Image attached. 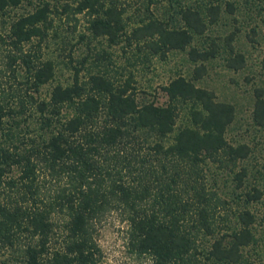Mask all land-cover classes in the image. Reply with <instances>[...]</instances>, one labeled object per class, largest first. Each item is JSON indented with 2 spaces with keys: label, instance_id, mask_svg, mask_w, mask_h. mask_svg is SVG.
<instances>
[{
  "label": "trees",
  "instance_id": "obj_1",
  "mask_svg": "<svg viewBox=\"0 0 264 264\" xmlns=\"http://www.w3.org/2000/svg\"><path fill=\"white\" fill-rule=\"evenodd\" d=\"M139 1L135 16L126 13L128 0H74L61 10L85 13L90 37L109 44L123 38L160 57L186 49L196 64L189 76L160 85L163 103L138 99L130 72L81 76L74 65L70 80L41 95L55 74L42 45L57 10L41 1L10 13L21 0H0V249L17 252L13 264H101L93 226L111 210L124 216L129 240L152 264H262L244 253L256 240L253 212L233 209L205 172L209 161L228 168L239 186L245 168L234 167L250 150L225 136L233 104L194 82L217 44L192 41L220 7L185 4L171 22L149 10L152 0ZM232 35L224 62L237 69L244 55ZM252 120L264 126L263 87L254 89ZM243 194L248 201L260 191Z\"/></svg>",
  "mask_w": 264,
  "mask_h": 264
},
{
  "label": "rangeland",
  "instance_id": "obj_2",
  "mask_svg": "<svg viewBox=\"0 0 264 264\" xmlns=\"http://www.w3.org/2000/svg\"><path fill=\"white\" fill-rule=\"evenodd\" d=\"M41 1H48L53 11L57 10L53 12L52 26L42 45L43 55L55 61V74L41 87V95H47L55 82L70 80L74 65L80 67L81 76L98 68L117 79H123L130 72L138 99L163 103L166 95L160 85L179 73L189 76L196 64L188 59L186 49H171L160 57L137 49V44H126L123 38L109 44L105 37H90L85 13L61 10L63 3L74 5V0H21L10 13L25 12ZM128 1L127 15L135 16L143 11L139 0ZM209 2L218 3L220 7L217 19L208 24L201 35L195 36L192 44L207 47L214 39L217 51L204 61L206 72L194 82L212 89L217 99L233 104L234 117L225 136L232 143L246 142L250 150L234 167V170L245 168L239 186H236L233 171L217 168L210 161L206 178L233 209L247 206L253 212L252 229L256 240L245 247L244 253L264 264V126H258L252 120L254 89L264 88V0H152L148 7L155 15L172 22L177 21L180 6L203 7ZM230 31H233L231 46L244 55L243 65L237 69L228 68L224 62L228 54L225 36ZM253 188L260 191V196L246 201L243 193ZM127 230L124 216L116 210L106 212L94 223L93 237L100 248L101 264H152L149 255L139 252L131 243ZM17 260L16 251L0 249L3 263L13 264Z\"/></svg>",
  "mask_w": 264,
  "mask_h": 264
}]
</instances>
